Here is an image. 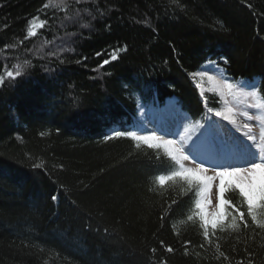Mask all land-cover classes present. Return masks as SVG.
Returning a JSON list of instances; mask_svg holds the SVG:
<instances>
[{"label": "trees", "instance_id": "1", "mask_svg": "<svg viewBox=\"0 0 264 264\" xmlns=\"http://www.w3.org/2000/svg\"><path fill=\"white\" fill-rule=\"evenodd\" d=\"M45 2L0 0V72L31 61L0 88V264H264V230L218 232L207 245L183 223L180 182H156L170 163L163 151L105 139L115 130L141 135L140 110L172 99L187 126L214 119L203 101L223 107L221 98L202 96L203 81L190 75L209 58L264 103V0H67V12L44 10ZM38 10L55 20L5 48L24 39ZM115 47L126 51L98 67ZM172 199L180 202L168 209ZM217 243L227 260L217 259Z\"/></svg>", "mask_w": 264, "mask_h": 264}, {"label": "snow or ice", "instance_id": "2", "mask_svg": "<svg viewBox=\"0 0 264 264\" xmlns=\"http://www.w3.org/2000/svg\"><path fill=\"white\" fill-rule=\"evenodd\" d=\"M74 2L76 5H81L89 3V0H74ZM246 6L252 7L247 3ZM50 8H59L63 12H67V0H46L42 4V9ZM84 10L87 11V9ZM75 16L81 17V9H76ZM55 18V13L49 17L47 11L44 12V18H41L38 10V13L27 21L24 39L19 40L18 44L5 45V48H15L23 45L25 40L37 37L40 30L49 27V20H55ZM64 19L72 20L75 23L73 17L65 16ZM92 19L94 20L95 17ZM82 27L88 28L89 25L84 24ZM50 42L45 40V43ZM70 50L65 49V51ZM26 51L31 52L32 49L29 48ZM121 51H126V47L111 49L106 54L107 58L103 59L98 67L103 68L117 60ZM50 54L58 58L57 53ZM96 55L102 56L105 53L97 52ZM83 59H87V57H83ZM219 59L225 64L229 62L227 57ZM61 63H63L62 60ZM26 67H31V61L28 59L13 65L14 70L5 67L0 72V88L7 86L9 82L14 85ZM190 75L193 77L207 76L210 82L216 84L215 91L221 98L223 107H208V98H205L203 103L207 107L208 113L219 118L220 121H226V124L205 117L206 123L197 121L194 126H184L182 122L183 133L177 131L172 134L178 136V139H165L164 135H158L156 131L140 135L135 131L128 130H115L105 139L127 138L135 142L136 149H140L143 145L157 153L163 151L164 157L170 163L163 172L156 174V182L161 187L168 182H180L181 195L188 198L186 219L183 220V223L191 222L194 227L199 229L203 241L211 246L213 238L220 239L217 236L218 232L239 233L241 228L252 231L264 230V114L260 116L247 115L244 122H238V115L243 114L237 107L241 103V97L244 99L255 98L257 90L254 87L252 91H245V82H231L220 70L218 60L209 58L199 72L190 73ZM196 87L201 88V84L197 82ZM259 90L264 92V87ZM201 95L204 96L203 91ZM212 103L215 105L217 102L212 100ZM247 109L264 110V103L248 104ZM253 120L261 121L259 134L253 132V124L250 123ZM228 125H231L232 128H229ZM233 129L235 132H240L243 138L237 136ZM57 131L59 130L57 129ZM41 135H46V133L41 132ZM157 159L161 158L157 156ZM33 167L40 168L42 165L34 164ZM51 199L57 201L58 196L52 195ZM179 202L177 199H172L167 205L168 209H172V206ZM160 219L163 220L164 216L161 215ZM184 243L185 255H187V245L191 241L186 240ZM160 244L168 253L175 251L172 246L165 245L163 240L160 241ZM199 247L204 248L205 243H201ZM215 247L219 253L217 259L222 257L227 260L228 257L220 251V244L217 243ZM151 251L155 253L156 249L153 248ZM251 255L252 253H249V256ZM161 264H167L166 260H162ZM240 264H243V261ZM247 264H254V261L250 258Z\"/></svg>", "mask_w": 264, "mask_h": 264}, {"label": "rangeland", "instance_id": "3", "mask_svg": "<svg viewBox=\"0 0 264 264\" xmlns=\"http://www.w3.org/2000/svg\"><path fill=\"white\" fill-rule=\"evenodd\" d=\"M212 74V73H210ZM199 77V76H198ZM200 79L203 81L201 88V92L203 93H216L218 94L216 89V84L214 82H210L207 78V76L200 77ZM245 91H251L245 89ZM255 101L252 97H249L248 99H244L241 97V103L237 106L239 108V111L243 113L242 115H238V122L242 123L244 122L247 115H256L260 116L263 114V110L258 109H247L248 104H254ZM179 109L175 105V101L172 100L168 102L167 107L164 110H161L160 114H162V117L160 118L157 116V113H153L151 111L149 112H141L139 116V120L141 125L139 126L141 130V135H147L150 134L152 131H156L158 135H164L165 139H178V136L172 135L173 133H176L179 131L180 133H183V127H181V123L183 122L184 126H186L187 119H185V116L180 114ZM166 112V113H165ZM215 120H217L218 123H227L226 121H220L219 118L214 117ZM180 124V130H174V124ZM250 123L253 124V132L259 134L260 128L259 124L261 121L259 120H253L250 121ZM170 126V127H169ZM229 128H232L231 125H228ZM160 130V131H159ZM233 132L235 130L233 129ZM237 136H241L242 134L240 132H235ZM195 138V137H193Z\"/></svg>", "mask_w": 264, "mask_h": 264}, {"label": "bare ground", "instance_id": "4", "mask_svg": "<svg viewBox=\"0 0 264 264\" xmlns=\"http://www.w3.org/2000/svg\"><path fill=\"white\" fill-rule=\"evenodd\" d=\"M172 100H174L175 101V105H176V100L175 99H172ZM172 100H170V101H172ZM169 101V102H170ZM167 105H168V103L167 104H165L163 107H161L160 109H158V110H156V111H151V112H153V113H157V116H159L160 118L162 117V114H160L161 112H159V111H161V110H164L166 107H167ZM141 112H149V110H140V112H139V116H140V113ZM179 112V111H178ZM166 113V112H165ZM180 113V112H179ZM170 127V126H169ZM174 128H172V129H174V130H180V124L178 123V124H174V126H173ZM235 130V129H234ZM160 131V130H159Z\"/></svg>", "mask_w": 264, "mask_h": 264}]
</instances>
